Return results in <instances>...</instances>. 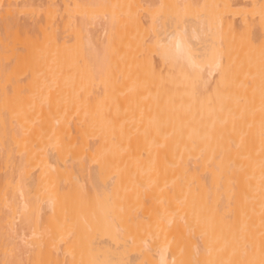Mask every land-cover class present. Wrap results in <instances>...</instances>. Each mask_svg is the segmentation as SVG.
Here are the masks:
<instances>
[{
  "label": "bare ground",
  "instance_id": "obj_1",
  "mask_svg": "<svg viewBox=\"0 0 264 264\" xmlns=\"http://www.w3.org/2000/svg\"><path fill=\"white\" fill-rule=\"evenodd\" d=\"M0 264H264V0H0Z\"/></svg>",
  "mask_w": 264,
  "mask_h": 264
}]
</instances>
